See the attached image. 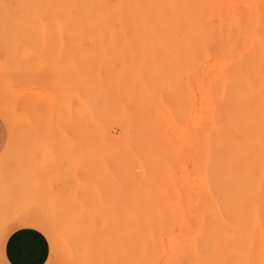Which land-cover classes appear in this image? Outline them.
<instances>
[{
  "label": "bare ground",
  "instance_id": "obj_1",
  "mask_svg": "<svg viewBox=\"0 0 264 264\" xmlns=\"http://www.w3.org/2000/svg\"><path fill=\"white\" fill-rule=\"evenodd\" d=\"M24 5L68 59L71 137L120 161L102 202L73 207L83 264H264V0Z\"/></svg>",
  "mask_w": 264,
  "mask_h": 264
},
{
  "label": "rangeland",
  "instance_id": "obj_2",
  "mask_svg": "<svg viewBox=\"0 0 264 264\" xmlns=\"http://www.w3.org/2000/svg\"><path fill=\"white\" fill-rule=\"evenodd\" d=\"M24 4L25 0H0V264H6L2 248L11 230H41L34 226L36 221L50 243L46 264H83L81 239L73 231V207L82 211L102 202L117 186L120 161L113 142L71 137V113L65 106L66 95L71 96L68 59L50 39L36 37L44 32L24 31ZM129 58L119 56L115 65ZM148 58L133 59L144 63ZM112 132L119 136L120 129ZM47 203L54 208L46 209Z\"/></svg>",
  "mask_w": 264,
  "mask_h": 264
},
{
  "label": "crops",
  "instance_id": "obj_3",
  "mask_svg": "<svg viewBox=\"0 0 264 264\" xmlns=\"http://www.w3.org/2000/svg\"><path fill=\"white\" fill-rule=\"evenodd\" d=\"M11 232L2 248V256L6 264L48 262L51 253L50 243L41 230L33 226H23Z\"/></svg>",
  "mask_w": 264,
  "mask_h": 264
},
{
  "label": "snow or ice",
  "instance_id": "obj_4",
  "mask_svg": "<svg viewBox=\"0 0 264 264\" xmlns=\"http://www.w3.org/2000/svg\"><path fill=\"white\" fill-rule=\"evenodd\" d=\"M34 226H38V227H40V228H41V230H43V225H42V224H40V222H39V221H36V222L34 223Z\"/></svg>",
  "mask_w": 264,
  "mask_h": 264
}]
</instances>
